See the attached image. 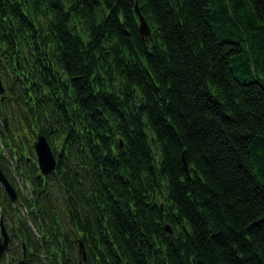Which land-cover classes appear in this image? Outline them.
<instances>
[{"label": "trees", "instance_id": "1", "mask_svg": "<svg viewBox=\"0 0 264 264\" xmlns=\"http://www.w3.org/2000/svg\"><path fill=\"white\" fill-rule=\"evenodd\" d=\"M0 74L11 256L78 264L82 240L85 264H264V0H0Z\"/></svg>", "mask_w": 264, "mask_h": 264}, {"label": "water", "instance_id": "2", "mask_svg": "<svg viewBox=\"0 0 264 264\" xmlns=\"http://www.w3.org/2000/svg\"><path fill=\"white\" fill-rule=\"evenodd\" d=\"M136 14L139 18V32L141 37L145 42H147L148 37L150 35V29L149 26L142 15L139 6L136 4L135 6ZM0 95H5V87L2 84L1 76H0ZM6 125V123H5ZM120 145L123 147L122 141L120 140ZM35 152L37 155V161H38V168L40 169L41 175L43 177H49L52 173L56 171L57 168V160L53 153L52 147L49 144L46 136L44 135L43 131H40L37 137L36 142L34 143ZM183 163L184 167L187 170V164L183 157ZM0 184L4 188L6 194L10 198L11 202L15 204L17 200L19 199V194L15 187L11 184L5 173L3 172L1 165H0ZM1 235L2 240L0 241V260L8 250L9 245L12 240V237L9 235L6 227L4 226L3 222L1 221ZM166 230L169 234L172 235L173 231L171 229L170 225L166 226ZM25 249V248H24ZM79 254L82 256V261H80L78 264H84L87 261L86 253L84 250V245L82 240L79 241ZM24 257L26 258V251L24 252ZM22 264H26L25 261L22 262Z\"/></svg>", "mask_w": 264, "mask_h": 264}, {"label": "flooded vegetation", "instance_id": "3", "mask_svg": "<svg viewBox=\"0 0 264 264\" xmlns=\"http://www.w3.org/2000/svg\"><path fill=\"white\" fill-rule=\"evenodd\" d=\"M43 30L39 28H28L23 31L24 39L22 45L25 49H36L41 45ZM13 235V234H11ZM10 247H12V242ZM5 264H20V260L11 256L10 251L1 259Z\"/></svg>", "mask_w": 264, "mask_h": 264}, {"label": "rangeland", "instance_id": "4", "mask_svg": "<svg viewBox=\"0 0 264 264\" xmlns=\"http://www.w3.org/2000/svg\"><path fill=\"white\" fill-rule=\"evenodd\" d=\"M0 125H1V124H0ZM0 128H1V126H0ZM3 154H4V156H5L7 159H9L11 165H13L14 162L11 161V158L9 157L8 152H4ZM17 185H18V188H20V190L22 191V194L25 195V194H26V190H25L26 187H25V184L23 183V181L18 180V181H17ZM77 262H78V261H77Z\"/></svg>", "mask_w": 264, "mask_h": 264}, {"label": "bare ground", "instance_id": "5", "mask_svg": "<svg viewBox=\"0 0 264 264\" xmlns=\"http://www.w3.org/2000/svg\"><path fill=\"white\" fill-rule=\"evenodd\" d=\"M186 156H187V150H184L183 151V154H182V160H183V157H184V159H185V161H186ZM187 164V163H186Z\"/></svg>", "mask_w": 264, "mask_h": 264}]
</instances>
